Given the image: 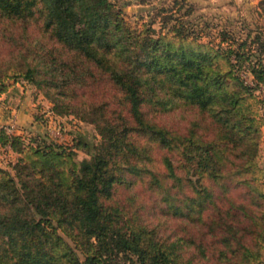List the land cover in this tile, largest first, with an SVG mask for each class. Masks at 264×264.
Segmentation results:
<instances>
[{"label": "trees", "instance_id": "obj_1", "mask_svg": "<svg viewBox=\"0 0 264 264\" xmlns=\"http://www.w3.org/2000/svg\"><path fill=\"white\" fill-rule=\"evenodd\" d=\"M221 34L131 24L111 0H0V93L28 81L99 135L77 161L79 139L0 130V264L264 261V69L244 82L250 50Z\"/></svg>", "mask_w": 264, "mask_h": 264}, {"label": "rangeland", "instance_id": "obj_2", "mask_svg": "<svg viewBox=\"0 0 264 264\" xmlns=\"http://www.w3.org/2000/svg\"><path fill=\"white\" fill-rule=\"evenodd\" d=\"M111 1L120 9L122 16L129 23L149 25L155 31L164 30L173 23H182L189 34L200 41L216 43L222 36V32L232 40L233 45L245 40V46L249 48L250 54L237 71L239 77L249 85H254L253 77L249 71L250 65H257V61H259L264 69V15L257 7L258 0ZM18 82H23L29 96L36 100V106H33L34 112L31 116L34 127L24 130L23 126L20 127L16 124L20 135L26 141L32 137H42L45 140L53 139L68 145H72L73 141L79 139L84 144L73 147L74 158L77 161L87 158L92 145L99 140L94 125L88 121L80 120L72 114L58 115L53 113L50 109L51 102L42 94L40 89L25 80L18 79ZM253 93L260 100L259 109L263 115L257 162L264 170V80L257 84ZM10 114H8V121ZM159 118L164 121H181L178 120L177 111H169L160 115ZM6 124L0 123V130L4 131L3 127ZM52 127L59 130V138L54 139L52 137ZM13 155L12 153L9 154L4 147L1 148L0 166L10 170V164L14 160ZM147 208L150 209L149 216L154 220V214L157 211L156 203L151 204L149 202ZM170 220L177 223L184 218L176 217ZM260 264H264V261Z\"/></svg>", "mask_w": 264, "mask_h": 264}, {"label": "crops", "instance_id": "obj_3", "mask_svg": "<svg viewBox=\"0 0 264 264\" xmlns=\"http://www.w3.org/2000/svg\"><path fill=\"white\" fill-rule=\"evenodd\" d=\"M33 106H36V100L29 96L28 90L23 82H13L0 93V123L8 121V114H14L17 126H23L24 130L34 127L31 119ZM34 118V117H33ZM3 148L0 145V149ZM9 154H14L10 149ZM15 158V154L13 155Z\"/></svg>", "mask_w": 264, "mask_h": 264}, {"label": "built area", "instance_id": "obj_4", "mask_svg": "<svg viewBox=\"0 0 264 264\" xmlns=\"http://www.w3.org/2000/svg\"><path fill=\"white\" fill-rule=\"evenodd\" d=\"M4 131L7 132V133H15V132H18L17 130V126H16V123H15V116L14 114H10L9 116V121L7 122L6 125H4ZM52 137L54 139H57L60 137V132L58 129H55L54 127H52Z\"/></svg>", "mask_w": 264, "mask_h": 264}]
</instances>
